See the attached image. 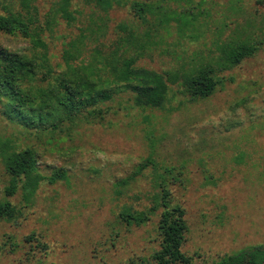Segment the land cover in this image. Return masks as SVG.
Wrapping results in <instances>:
<instances>
[{
  "label": "rangeland",
  "instance_id": "1",
  "mask_svg": "<svg viewBox=\"0 0 264 264\" xmlns=\"http://www.w3.org/2000/svg\"><path fill=\"white\" fill-rule=\"evenodd\" d=\"M109 2L71 0L67 18L59 0H0V14L31 17L46 43L34 49L0 31V46L37 55L75 83L84 68L104 80L131 58L159 72L209 64L221 82L195 100L170 85L162 108L135 106L123 84H112L91 115L60 124L59 112L41 129L8 119L0 103V138L34 150L40 174H67L40 181L29 202L20 187L8 197L20 213L0 220V264H157L161 208L140 225L119 213L147 211L162 180L170 203L185 210L181 251L191 264L264 246V0ZM240 41L256 50L235 66L218 63L222 48ZM9 180L0 161V199Z\"/></svg>",
  "mask_w": 264,
  "mask_h": 264
},
{
  "label": "trees",
  "instance_id": "2",
  "mask_svg": "<svg viewBox=\"0 0 264 264\" xmlns=\"http://www.w3.org/2000/svg\"><path fill=\"white\" fill-rule=\"evenodd\" d=\"M59 1L58 6L62 15L71 18L68 10L71 0ZM86 1H96L101 5L110 3L109 0ZM144 6L138 3L134 5L139 16L146 12ZM183 21L187 22L185 19ZM33 25V19L25 17L22 13L0 14V31L21 34L24 38L30 39L34 49H44L46 43L39 35V28ZM255 50L256 46L247 41L224 46L218 63L228 67L235 66ZM69 57V54L65 56V61ZM40 62L42 59L38 60L37 55L27 56L0 46L2 114L27 129H41L51 125L59 112L63 113V116H58L60 124L64 118L73 122L78 114L91 115L93 109L89 108L111 98L107 88L112 84H123V88L131 92L135 106L162 108L168 99L170 85L177 84L191 100H195L209 96L217 83L221 82L215 73L217 70L209 64H202L190 71L159 72L138 66L131 58L124 59L119 66H110L111 77L104 80H101L98 71L97 76L92 69L84 68L83 76L75 83L65 75H53L49 66H44ZM40 67L45 69L40 70ZM0 161L10 179L4 188V198L0 199V220L14 219L20 213V209L8 199L19 187L23 190V199L29 202L40 181L54 183L67 177L62 167L55 168L49 175L40 174L37 170L35 151L28 147L17 149L8 138H0ZM169 196L167 182L162 180L156 194V204L147 211L123 210L119 217L128 225L133 223L140 225L148 221L160 207L157 224L160 248L155 252L154 259L157 264H191L189 257L181 251L187 231L185 210L179 204L172 205ZM211 264H264V246H249L236 253L224 255Z\"/></svg>",
  "mask_w": 264,
  "mask_h": 264
}]
</instances>
